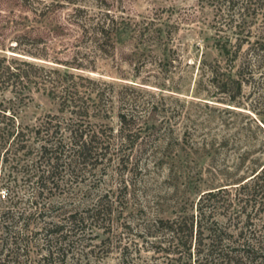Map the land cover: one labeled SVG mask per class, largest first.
Segmentation results:
<instances>
[{"label":"trees","instance_id":"obj_1","mask_svg":"<svg viewBox=\"0 0 264 264\" xmlns=\"http://www.w3.org/2000/svg\"><path fill=\"white\" fill-rule=\"evenodd\" d=\"M195 3L191 13L180 14L176 21L198 25V32L194 31L198 36L209 30L208 46L229 62L224 68L202 62V71L213 76L211 87L226 95L216 102L264 117L262 104L257 108L235 100L244 88L250 89V98L264 94V0ZM69 5H73L72 13L62 22L58 12ZM16 6L18 13L9 9ZM156 25L132 28L124 16L108 7L80 6L74 0L62 4L57 0H0V91L12 95L0 101V157L12 169L0 179V188L6 189L0 194V264H81V258H88L96 248L101 250L104 243L81 244L87 227L110 222L113 206L129 196L131 185L125 173L133 177L155 164L154 159L161 161L162 156L137 153L139 146L147 145V122L135 111V103L115 97L114 88H109L112 84L80 88L75 78L100 82L73 73L94 72L97 60L114 58L123 38L131 33L132 39L160 35L163 30ZM71 49L70 62L58 58L61 50ZM32 89L53 101L56 114L23 125L15 107ZM113 117L116 129L111 124ZM214 143L203 138L196 144L207 150ZM109 164L121 172L119 188L99 190L81 209L72 205L71 193L65 190L68 180L79 176L81 182L89 177L100 179ZM245 173L227 184L236 191L223 212L214 213L212 199L217 194L207 191L199 196L194 212L184 209L173 218L157 219L151 224L153 232L144 227L145 235L156 238L159 247L164 245L162 251L172 256L174 264L182 260L183 264H264L262 248L251 246L253 240L259 245L264 242V154L251 160ZM131 183L134 186L135 181ZM211 204L214 207L207 210ZM255 220L261 223L258 235L251 230ZM104 227L108 233L111 224ZM204 238L210 240L206 247ZM74 241L84 250L89 248L88 252L75 253Z\"/></svg>","mask_w":264,"mask_h":264},{"label":"rangeland","instance_id":"obj_2","mask_svg":"<svg viewBox=\"0 0 264 264\" xmlns=\"http://www.w3.org/2000/svg\"><path fill=\"white\" fill-rule=\"evenodd\" d=\"M57 1L64 3V0ZM74 1L77 5L90 8L108 7L116 15L124 16L132 28L150 23L159 24L163 30L160 35L145 34L132 39L131 33L124 37L118 47L119 54L114 58H99L94 72L73 70L74 74L100 82L91 84L75 78L81 84L80 88H108L105 84H112L109 88H114L115 97L133 101L135 111L142 114L147 122V145L139 146L137 153L146 151L147 155L162 156L161 161L154 159L155 164H149L146 171L133 177L125 173V180L131 185L129 196L113 206L110 222L92 223L87 227L83 237L85 240L81 244L100 245L102 240L105 244H101V250L94 249L88 258H81V264L87 261L90 264H174L172 256L162 251L161 248L165 246L159 247L155 244L156 238L147 237L144 227H149L151 233V224L157 219L173 218L176 212L184 209L194 212L199 196L207 191L217 194L212 199L216 210L214 213L227 209L228 201L236 191L234 186L227 184L234 178L247 175L245 171L249 162L264 154L261 143V140L264 142V117L216 102L217 98L226 95L218 88L211 87L213 76L202 71V62L205 61L207 65L211 63L212 66L218 63L222 68L228 67L229 62L222 60L208 46L209 30L198 36V33H194L198 32V25H181L176 21L180 14L193 11L195 0ZM72 7L64 6L58 12L62 22L72 13ZM9 9L18 13L17 6ZM24 14L31 17L28 12ZM149 27L153 28V25ZM60 52L57 56L63 61L70 62L74 56L73 49ZM60 68L62 72L65 71L64 67ZM249 92V88H244L235 100L257 108L261 104L264 106V94L258 92L250 98ZM26 94L27 99L15 107L20 123L34 125L46 114H56L55 104L42 91L32 89ZM11 96L7 91H0V101ZM229 109L236 114L229 113ZM111 124L117 128L115 117ZM243 128L244 131L240 133ZM203 138L206 142L215 141L213 148L203 150L196 144ZM2 158L0 179L9 169L12 170L2 162ZM235 169L238 170L236 177H233ZM120 173L119 168L117 170L114 164H109L101 172L100 179L89 177L85 182H81L82 176L69 179L65 190L71 193L70 203L81 209L92 202L99 190L111 188L113 192L116 191ZM90 180L91 184H88ZM134 181L132 186L131 182ZM20 190L24 193L25 189ZM3 192L6 189L0 188V194ZM213 207L212 204L208 205L207 210ZM217 214L216 217L221 218ZM108 224L111 227L106 233L103 228ZM260 224L259 220H255L251 226L255 235L259 234ZM202 242L206 247L210 240L204 238ZM251 244L256 250L262 248L264 256V242L259 245L253 240ZM73 246V251L80 254L89 249L84 250L79 241H74ZM239 247L242 251L243 248ZM176 264H183V260Z\"/></svg>","mask_w":264,"mask_h":264}]
</instances>
